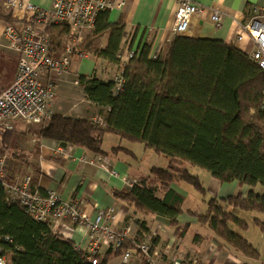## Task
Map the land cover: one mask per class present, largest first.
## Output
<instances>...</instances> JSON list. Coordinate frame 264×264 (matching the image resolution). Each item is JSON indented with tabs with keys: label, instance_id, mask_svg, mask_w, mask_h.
<instances>
[{
	"label": "trees",
	"instance_id": "obj_1",
	"mask_svg": "<svg viewBox=\"0 0 264 264\" xmlns=\"http://www.w3.org/2000/svg\"><path fill=\"white\" fill-rule=\"evenodd\" d=\"M11 11L0 6V20L20 23ZM123 18L121 15L111 22L108 10L99 11L86 41L79 45L90 56L116 67L111 78L95 73L77 75L86 98L102 108L94 118L98 121L54 113L40 124L38 134L106 156L109 152L102 148V140L110 133L163 156L167 163L153 167L151 176L140 175L132 186L113 191L115 198L143 215L136 220L139 228L117 249L111 247L103 256L89 253L53 231L49 221L33 218L17 200H7L0 184V247L6 264H110V257L135 247L132 241L140 244L151 239L156 247L157 237L145 236L149 234L146 218L157 216L175 226L183 213L196 217L243 257L258 259L257 248L230 227L235 224L246 229V222L224 210L220 201L264 212V194L251 188L242 198H210L206 211L197 215L183 211L184 195L176 186L185 182L205 192L198 176L191 172L192 166L206 170L220 182L264 187V68L234 43L185 35L172 36L156 51L150 43L141 42L125 58L121 48L126 34ZM46 33L49 55L58 57L71 29L52 24ZM11 133L0 130L4 148ZM120 150L124 149H111ZM141 264L147 263L142 260Z\"/></svg>",
	"mask_w": 264,
	"mask_h": 264
},
{
	"label": "crops",
	"instance_id": "obj_2",
	"mask_svg": "<svg viewBox=\"0 0 264 264\" xmlns=\"http://www.w3.org/2000/svg\"><path fill=\"white\" fill-rule=\"evenodd\" d=\"M22 1L42 8H49L53 0ZM197 1L205 7V10L192 17L189 30L185 36L218 39L226 43L231 42L247 54L254 49L253 43L247 37L237 41V35L242 31V24L250 18L252 7L264 9V0ZM176 5V0H127L124 7L115 6L110 10L109 19L111 22H116L121 15L124 16L126 34L121 43L123 56L130 51H135L141 42L150 43L153 51L164 47L173 36L171 35V27ZM211 8L222 12V23L218 28L214 26L210 19L209 9ZM22 15L24 19L22 22L33 21L30 11H25ZM260 19L264 22V16ZM5 25L6 22L0 20V58L6 62L9 61L10 66L7 72L5 71L6 67L0 69V89L7 88L14 80L18 61V54L5 44L3 35ZM20 25L21 23H18L15 26ZM88 32L87 29L83 30L84 35ZM107 39L108 35L105 36L102 46H105ZM115 71L116 67L107 64L104 60L86 58L79 62L73 57L69 65V73L72 77L66 81H60V78H56L51 72L41 74L43 83H51L56 89L59 88V92H55L51 105L52 113L96 120L94 118L100 115L99 111L102 108L86 98L81 86L77 83V75L95 73L97 76L106 79L111 78ZM20 136L28 140L24 141V147L22 148L28 156L22 165L23 175L18 176L20 180L28 176L31 189H36V187L41 191L53 189L58 191L60 198L64 201L77 200L82 212L90 219H93L99 210L111 207L114 209V218L111 222L115 229L119 230L123 225L128 224L127 222L133 220L131 229L133 233H136L139 228V223L136 220L142 218L143 215L134 213L132 206L115 198L113 191L127 187V183L131 179L134 180L139 175L148 174L154 166H165L167 161L163 156L146 149L141 143L131 142L124 138L120 139L114 134L107 133L103 136L102 148L109 153L105 156L106 163L104 166H99L82 161L84 157L89 159L95 157L93 153L81 147L67 143L62 146L54 140L41 137L38 132L33 136L23 134H20ZM59 146L63 148V151L58 149ZM114 147H121L124 150L113 152L111 149ZM138 153H149L153 158L157 157L159 160L154 162L149 159L146 164L139 165L135 158ZM192 169L190 167L191 172L197 175L202 182L205 194L209 193V196L207 199L201 200V203L203 202L201 206V203H195V197L191 196L192 193L186 186L182 185L183 183L180 186L175 185L185 197L183 210L200 213V210L196 208L205 210L206 203L210 198H225L239 192L246 196L251 188L257 193L264 194V187L261 185L248 187L241 186L236 181L220 182L212 176H204L205 178H203L200 174L193 172ZM110 170L115 171V173L111 174ZM21 171L19 173L15 172L20 175ZM187 197H191V205H187ZM222 203L225 204L223 205L224 209L230 210L245 222L247 219L245 214L248 212L253 214L256 220L264 222V212L241 211L242 213H237V210L229 207L227 203L221 202V205ZM151 217L146 218L149 234L145 236L146 238L157 237V239L155 238L156 247L168 254V258L176 255L187 257L188 260L197 258L195 260L198 264H264V257L261 256L260 248L252 239V236L249 235V230L241 229L235 224H231L230 227L257 248L259 252L258 259L250 260L243 257L241 253L224 243L206 225L198 223L196 217L187 213L178 216V222L175 226H170L166 219L157 216ZM50 226L53 231L61 234L64 238L73 240L77 247L88 250L89 237L81 226L68 219H64L59 223H50ZM107 250V247L101 246L97 253L103 256ZM133 254L131 252L128 264H141L139 256ZM124 262L121 255L109 259L110 264H123Z\"/></svg>",
	"mask_w": 264,
	"mask_h": 264
},
{
	"label": "built area",
	"instance_id": "obj_3",
	"mask_svg": "<svg viewBox=\"0 0 264 264\" xmlns=\"http://www.w3.org/2000/svg\"><path fill=\"white\" fill-rule=\"evenodd\" d=\"M126 2L127 0H53L49 8H42L22 0H4L2 4L11 7L12 15L19 18L21 25L6 24L4 27L5 44L18 54V62L12 83L7 88L0 89V128L11 129L15 120L38 124L48 119L54 85L43 83L41 74L51 72L62 75L68 72L70 62L68 54H71V47H67L58 57L49 55L48 37L40 31V26L63 24L73 32L82 31L92 27L99 11H110L115 6L122 8ZM176 4L174 23L171 27L173 36L186 34L193 15L205 10L197 0H178ZM25 11L32 13L33 21L22 22L24 20L22 14ZM209 11L214 26L220 27L222 12L213 8ZM251 12L250 18L242 24V31L237 39L247 37L253 43L254 49L249 56L264 68V22L260 19L264 16V9L252 7ZM132 53L133 51H130L124 57H130ZM5 167L6 155L2 154L0 149V184L6 190L7 200H17L36 220L59 223L68 218L77 223L89 234V250L93 253L99 251L101 244L116 248L123 240L122 234L125 236L128 234L129 227L122 232L114 229L111 222L114 218L112 208L100 210L93 219H90L82 212L76 200L64 201L58 191L53 189H47L44 193L38 189H31L28 176L18 182L4 181ZM151 246L150 241H145L137 247L149 264L150 259L153 260L152 264H156L154 257L159 258L161 249L159 247L152 249ZM130 256V252L126 251L124 259L128 261ZM6 263L7 258L1 254L0 247V264ZM168 263L197 264V260L184 261L179 255Z\"/></svg>",
	"mask_w": 264,
	"mask_h": 264
},
{
	"label": "rangeland",
	"instance_id": "obj_4",
	"mask_svg": "<svg viewBox=\"0 0 264 264\" xmlns=\"http://www.w3.org/2000/svg\"><path fill=\"white\" fill-rule=\"evenodd\" d=\"M178 2V0H176V3ZM3 2L0 0V6L1 7H5V9H10L11 7H7L5 5L2 4ZM12 12V11H11ZM176 12V10H175ZM198 14V13H197ZM196 15V14H195ZM194 16V15H193ZM174 18H175V13H174ZM211 19V18H210ZM174 23V21H173ZM213 23V22H212ZM52 25V24H51ZM46 27L47 26H40V31L45 35L47 36V33H46ZM92 27L90 28H87V31L90 32ZM86 30V29H85ZM88 32V33H89ZM88 33L86 35L83 34V30L82 31H78V32H73L71 31V36L68 38V42H67V45L65 46L64 50L60 52V54L62 55L66 48L67 47H71V54H68V57H69V60L71 61V59H73V57H75L79 62H82L83 59H86V58H89V59H94V58H91L93 56H90L87 52L83 51V49H80L79 48V45L81 43H83L84 41H86L87 37H88ZM180 35H183V34H180ZM185 35V34H184ZM239 35V34H238ZM237 35V37H238ZM237 41H239L237 39ZM80 49V50H79ZM77 50V52L75 53L74 51ZM59 54V55H60ZM58 55V56H59ZM18 62V61H17ZM69 65H70V62H69ZM9 61H4L0 58V69L1 67H6L5 71L7 72L8 69H9ZM100 66V65H99ZM16 70H17V67H16ZM1 72V70H0ZM4 73V71H3ZM47 72H43L42 74H45ZM5 74V73H4ZM54 76L56 78H60L59 80L60 81H66L67 79H69L70 77H72L71 73H69V66H68V72L65 73V74H62V75H58V74H55L53 73ZM42 76V75H41ZM42 81V80H41ZM70 83V82H69ZM72 84V83H70ZM74 86V84H72ZM54 95H53V99H52V102L54 100V96H55V92L58 93L59 92V88L54 86ZM52 102H51V105H52ZM52 110H51V106H50V117L48 119H45L44 122H41V123H38V124H34V123H26V122H23L21 120H15L13 123H12V128L11 129H8V130H11V140L10 142L8 143V146L6 148H4L3 146V143L2 141L0 140V149H1V153L6 155V167L4 169V181L6 182H18L20 180V177L18 176H21L23 175V172H24V169H22V165L23 163H25V159L27 158V154L26 152L22 149L24 147V141H28L25 137L23 136H20V134H23L25 136L29 135V136H33L35 133L39 132V126L40 124H44L45 122H47L50 118H51V115H52ZM0 130H6V129H2L0 128ZM24 130V131H23ZM60 151H63V148L61 146H59L58 148ZM89 152V151H88ZM94 155V159H89L88 157H84L82 158V161L86 162V163H89V164H92V165H101V166H104V164L106 163V159H105V156L103 155H98V154H93ZM129 156V155H128ZM130 158H132L131 156H129ZM136 158V162L141 165V164H146L147 161L149 159H152L154 162L158 161L159 159L157 157L153 158V156H151L149 153H146V154H142V153H138L137 156L135 157ZM134 159V158H133ZM164 160V158H162ZM167 163V162H166ZM165 163V164H166ZM154 167H157V166H154ZM192 167V166H191ZM153 168V167H152ZM193 169V172H196L197 174H200L201 176H203V178H205L204 176H207V177H210L211 175L209 174V172H207L206 170L204 169H201L199 167H192ZM22 169V171H21ZM153 169H150L149 173L148 174H144V175H152ZM17 171L18 173L21 171L20 175H17V173L15 172ZM111 174L112 173H115V171L113 170H110ZM8 178H7V176ZM143 175V174H142ZM140 176V175H139ZM16 177V178H14ZM137 179H131L127 184L128 187L132 186L134 183H136ZM184 186H186L190 192L192 193L191 196H194L195 197V203H201V200H203L204 198L207 199V197L209 196V193L205 194L204 193H201L200 191L196 190L195 188H193L190 184H186L185 182L182 184ZM183 186V187H184ZM185 194V193H184ZM239 196L240 198L242 197H245L243 195V193H236L234 195H231V196ZM230 196V195H229ZM219 199V198H218ZM75 200V199H73ZM184 200H185V197H184ZM77 201V200H76ZM78 202V201H77ZM222 202H225L227 203L225 200H222ZM79 203V202H78ZM206 203V201H205ZM192 204V199L191 197H187V205H191ZM220 204H221V201H220ZM203 205V202L201 203V206ZM225 205L224 203H222V206ZM227 205L229 207H231L232 209H235L237 210V213H242L241 211H255V210H245V209H242L240 206H237V205H231L229 203H227ZM227 207V206H226ZM108 208H111V207H108ZM106 208V209H108ZM182 208H183V204H182ZM113 209V208H112ZM198 210H200L198 213L197 211H195V213L197 215H200V214H203L206 209H207V206H206V209H199L198 207L196 208ZM224 209V208H223ZM101 210H105V209H101ZM224 210H227V211H230L228 209H224ZM100 211V210H99ZM184 212H186L187 210H183ZM202 212V213H201ZM231 212V211H230ZM256 212H261V211H256ZM135 213V212H134ZM232 213V212H231ZM263 213V212H261ZM234 216H236L237 218H240L238 215H235L234 213H232ZM113 215H114V209H113ZM189 215V214H188ZM246 216V224H247V227L246 229L249 230V235L252 236V239L255 241L256 245L260 248V253H261V256L264 257V222L262 221H259V220H256L254 217H253V214H250L249 212L247 214H245ZM241 219V218H240ZM70 220V219H69ZM243 220V219H241ZM71 221V220H70ZM62 222V221H61ZM73 222V221H71ZM75 223V222H73ZM128 224H125L123 225V227L119 230H116L114 225V229L117 231V232H122L126 227H129V232L128 234L125 236V234L123 233L122 234V237L123 239L125 238H128V237H133L135 235V233L132 232V229L131 227H133V220L127 222ZM76 225H78L77 223H75ZM132 225V226H131ZM239 228H241L240 226H238ZM83 228V227H81ZM84 229V228H83ZM156 229V228H155ZM242 229V228H241ZM85 230V229H84ZM245 230V229H244ZM86 235H88L89 237V246H90V236L89 234L86 233ZM125 237V238H124ZM145 241H149L148 239H145L144 241L142 242H145ZM140 242V243H142ZM250 243V242H249ZM132 244L135 246L134 248H128L127 251H129L130 253L133 251V253L136 255V256H139V261L141 263V261H145L147 264L148 261L146 258H143L144 255L141 251H139L138 247L139 244H137L135 241H132ZM89 246H88V252L89 253H93L91 250H89ZM101 246H104V247H107L108 250L111 249L112 250V246H107L105 244H101L99 246V249ZM169 246V245H168ZM112 247V248H111ZM118 246L116 248H113V249H117ZM152 249H157L156 247H152ZM98 249V250H99ZM136 250V251H135ZM191 250V249H190ZM126 252V251H125ZM124 254H120L122 256V261H125L124 263H128L127 260H125L124 258ZM133 254V255H134ZM119 255V256H120ZM176 256H179V255H176ZM174 256V257H176ZM118 257V256H117ZM173 256H171V258H168V254H165L163 251H159V258L158 257H154V262L156 264H169L168 261L172 260L174 258ZM182 260L184 261H187L188 258L187 257H181ZM193 259H197V258H193ZM129 260V259H128ZM149 262L152 264L153 263V260L150 259Z\"/></svg>",
	"mask_w": 264,
	"mask_h": 264
},
{
	"label": "water",
	"instance_id": "obj_5",
	"mask_svg": "<svg viewBox=\"0 0 264 264\" xmlns=\"http://www.w3.org/2000/svg\"><path fill=\"white\" fill-rule=\"evenodd\" d=\"M60 144H61L62 146H64V145H65V142H61Z\"/></svg>",
	"mask_w": 264,
	"mask_h": 264
}]
</instances>
